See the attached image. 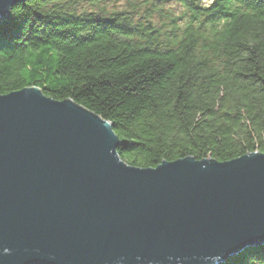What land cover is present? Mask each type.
I'll list each match as a JSON object with an SVG mask.
<instances>
[{"label": "trees", "instance_id": "16d2710c", "mask_svg": "<svg viewBox=\"0 0 264 264\" xmlns=\"http://www.w3.org/2000/svg\"><path fill=\"white\" fill-rule=\"evenodd\" d=\"M121 1L184 13L104 7ZM28 88L110 122L132 167L264 154V0H27L0 24V96ZM224 264H264V247Z\"/></svg>", "mask_w": 264, "mask_h": 264}, {"label": "water", "instance_id": "95a60500", "mask_svg": "<svg viewBox=\"0 0 264 264\" xmlns=\"http://www.w3.org/2000/svg\"><path fill=\"white\" fill-rule=\"evenodd\" d=\"M27 0H0V24ZM113 125L0 96V264H224L264 247V154L129 166Z\"/></svg>", "mask_w": 264, "mask_h": 264}, {"label": "rangeland", "instance_id": "374dc122", "mask_svg": "<svg viewBox=\"0 0 264 264\" xmlns=\"http://www.w3.org/2000/svg\"><path fill=\"white\" fill-rule=\"evenodd\" d=\"M201 1H203V3L208 6L212 3L213 0H201ZM131 4H129L126 1L115 2V3L111 2V3H107L106 5H104V7L109 13H121V12L132 13L133 14L132 18L135 21H139L140 18L145 21L148 15L151 14L154 18L153 21L158 22V23H162V22L167 23V20H165L164 18H160V17H165V15L167 14H172V16L174 17H181L182 14L184 13V9L176 3H171V4L166 5L165 7H162L163 12L161 14H157V13L152 12L151 10H148V8H146L143 2H136L134 6ZM135 6L137 10L136 13L133 10Z\"/></svg>", "mask_w": 264, "mask_h": 264}]
</instances>
